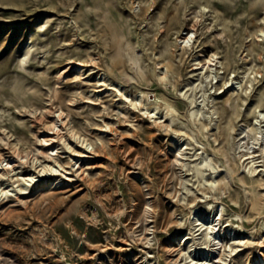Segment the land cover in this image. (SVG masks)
I'll return each mask as SVG.
<instances>
[{"label": "rangeland", "instance_id": "1", "mask_svg": "<svg viewBox=\"0 0 264 264\" xmlns=\"http://www.w3.org/2000/svg\"><path fill=\"white\" fill-rule=\"evenodd\" d=\"M50 105L0 264H264V0H0L2 142Z\"/></svg>", "mask_w": 264, "mask_h": 264}, {"label": "bare ground", "instance_id": "2", "mask_svg": "<svg viewBox=\"0 0 264 264\" xmlns=\"http://www.w3.org/2000/svg\"><path fill=\"white\" fill-rule=\"evenodd\" d=\"M186 39H188V36L183 37L181 41H185ZM212 60L213 58H211V56L208 57L207 59L209 64H212ZM198 67L200 66H196L195 68H198ZM66 70L67 68H64L62 71H60L59 76ZM57 109H59V111L56 113V108L50 105L47 109L44 110L43 115L39 116V120L43 119L42 118L43 116H48L49 122L45 123V126L47 127H45V129L42 131L44 135L38 138L39 147L36 148V153L33 152L31 154L30 151L23 152L19 149L12 150L10 149L9 146L6 145L7 142H4V143L2 142L4 141V136H0V199L2 197L12 195L9 192L10 190L9 186L13 185V182L8 183L10 181L9 178L11 177L10 176L11 171L13 172L12 175L20 174V176H17V179L21 180L24 185V187L20 188V192H19L20 194L27 193L25 189L28 188V183L26 181L28 182L36 181V177L42 175L44 172L46 173L50 171V173H54V168H53L54 164L49 163L53 159L52 152H50V148L54 147L56 141H58V138H62L65 135L64 133H62L61 130L64 128L65 121H66V119H64L65 115H63L64 114L63 110L60 109L59 106L57 107ZM35 114L36 116L34 115V117L37 118L38 113L35 112ZM59 125L60 127H58ZM55 147L57 146L55 145ZM80 147L84 148L82 144L80 145ZM83 151L84 150L78 151L80 152L79 154L80 156L84 155ZM36 155H41L43 157L42 159H40L41 161L39 163L41 166L38 167L37 165H35V169L37 168L36 171H33V172L29 171V172L23 173L22 168L24 167L25 163L28 162V159L37 163L36 160H38V157H36ZM252 156L254 155H247V158L252 157ZM14 157L15 159L12 160L11 158H14ZM34 159L36 160L34 161ZM5 160L6 162L4 163ZM31 161L29 163H31ZM35 163H33V165Z\"/></svg>", "mask_w": 264, "mask_h": 264}]
</instances>
